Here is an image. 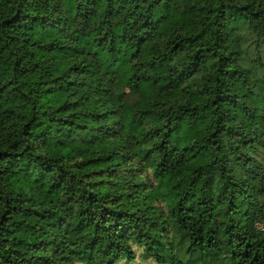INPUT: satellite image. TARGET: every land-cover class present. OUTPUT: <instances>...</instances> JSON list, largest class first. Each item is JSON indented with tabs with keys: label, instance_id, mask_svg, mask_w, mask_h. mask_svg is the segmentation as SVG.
Returning <instances> with one entry per match:
<instances>
[{
	"label": "trees",
	"instance_id": "1",
	"mask_svg": "<svg viewBox=\"0 0 264 264\" xmlns=\"http://www.w3.org/2000/svg\"><path fill=\"white\" fill-rule=\"evenodd\" d=\"M248 8L0 0V264H116L131 243L155 264L222 246L264 264V82L232 67L264 56V8Z\"/></svg>",
	"mask_w": 264,
	"mask_h": 264
},
{
	"label": "rangeland",
	"instance_id": "2",
	"mask_svg": "<svg viewBox=\"0 0 264 264\" xmlns=\"http://www.w3.org/2000/svg\"><path fill=\"white\" fill-rule=\"evenodd\" d=\"M118 93L121 95L123 101V120L125 128L132 133H140L147 129L148 122L146 119H142L139 114L136 112V106L139 102V98L136 94L129 91L126 87H121L118 90ZM152 144V140L138 145L136 151L138 154L145 153L149 147L148 145ZM254 154L259 157L264 163V147L263 149L254 150ZM131 247L135 251V258L133 260H127L126 258L121 259L116 264H155L153 259L146 254L142 246H139L135 243H131ZM202 264H237L234 262L230 249L225 246L217 247L208 250L207 259Z\"/></svg>",
	"mask_w": 264,
	"mask_h": 264
},
{
	"label": "clouds",
	"instance_id": "3",
	"mask_svg": "<svg viewBox=\"0 0 264 264\" xmlns=\"http://www.w3.org/2000/svg\"><path fill=\"white\" fill-rule=\"evenodd\" d=\"M232 4L236 6L237 9L242 10L243 5H248L249 11H258L259 9L264 8V4L261 3V0H230ZM256 46L253 45V49ZM262 48H264V44L261 45ZM249 60H255L254 54L250 53ZM264 56H262L259 60H256V62H247L241 64H236L233 65L232 67H239L241 72H243L245 75L248 76L249 80L251 82H264ZM196 68V64H191L190 66H185L183 69L181 68L180 65H177L176 70L177 71H184L185 74H188L191 72L193 69ZM101 132H104V134H107V132L104 129L100 130ZM148 147H151L149 144ZM149 156H151V153H149ZM79 159H85V157H80ZM137 159H140L137 157ZM147 157H145V160ZM144 161H141L143 163ZM133 167H139L138 164H133ZM149 172L154 171V168L149 167L148 169ZM130 183H141V182H147L146 177L143 175H139L135 178H129ZM126 191V190H124Z\"/></svg>",
	"mask_w": 264,
	"mask_h": 264
}]
</instances>
